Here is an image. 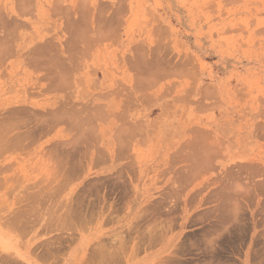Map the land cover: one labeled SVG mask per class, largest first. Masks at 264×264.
Returning <instances> with one entry per match:
<instances>
[{"label": "rangeland", "instance_id": "1", "mask_svg": "<svg viewBox=\"0 0 264 264\" xmlns=\"http://www.w3.org/2000/svg\"><path fill=\"white\" fill-rule=\"evenodd\" d=\"M0 46V264L40 239L33 255L51 259V148L97 147L116 115L182 133L197 163L210 153L219 206L240 219L201 262L244 264L257 212L264 229V0H0ZM52 58L72 74L52 77Z\"/></svg>", "mask_w": 264, "mask_h": 264}, {"label": "crops", "instance_id": "2", "mask_svg": "<svg viewBox=\"0 0 264 264\" xmlns=\"http://www.w3.org/2000/svg\"><path fill=\"white\" fill-rule=\"evenodd\" d=\"M57 64L51 60L52 77L72 74ZM60 89L51 80V93ZM121 118L116 115L103 128L97 147L81 148L74 156L51 148V190L56 191L51 195V259L44 263L33 255L40 239L22 252L24 264H204L216 247H227L216 243L217 236L227 228L231 235L228 220L240 217L228 218L219 206L210 153L197 163L195 154L185 151L182 133L153 127L139 135ZM204 170L207 183L201 185ZM260 220L258 212L250 218V236L238 246L245 247L244 264H252L250 247L264 246ZM227 258L231 261V253Z\"/></svg>", "mask_w": 264, "mask_h": 264}, {"label": "bare ground", "instance_id": "3", "mask_svg": "<svg viewBox=\"0 0 264 264\" xmlns=\"http://www.w3.org/2000/svg\"><path fill=\"white\" fill-rule=\"evenodd\" d=\"M78 22H81V21H78ZM76 27H77V26H76ZM81 32H82V31H81ZM74 34H76V33H74ZM72 35H73V34H72ZM74 38H75V36H74ZM86 40H87V39H86ZM70 41H71V40H70ZM74 41H75V40H74ZM76 45H77V44H76ZM76 45H75V46H76ZM2 46H3V45H2ZM75 46H74V47H75ZM0 47H1V46H0ZM6 47H7V46H6ZM71 47H72V46H71ZM88 47H89V46H88ZM1 48H2V47H1ZM3 49H4V48H3ZM65 50H66V48H65ZM71 50H72V49H71ZM81 50H82V49H81ZM69 51H70V50H69ZM7 52H8V51H6V53H7ZM60 52H61V51H60ZM84 53H85V52H84ZM65 54H66V53H65ZM68 54H69V53H68ZM71 54H72V53H71ZM0 55H1V54H0ZM58 55H59V54H58ZM76 55H77V54H76ZM59 56H61V55H59ZM72 57H73V55H72ZM56 58H57V57H56ZM76 58H77V57H76ZM80 58H81V57H80ZM32 59H33V58H32ZM63 59H65V58H63ZM67 59H69V58H67ZM67 59H66V60H67ZM51 60H53V58H52ZM57 60H58V58H57ZM80 60H81V59H80ZM34 61H35V60H34ZM59 61H61V60H59ZM55 62L57 63V61H55ZM61 62L63 63L64 61H61ZM66 62H67V61H66ZM66 62H65V64H66ZM68 62H71V58H70V60H69ZM68 62H67V64H68ZM74 62H75V61H74ZM34 64H35V63H34ZM63 64H64V63H63ZM69 64L71 65V63H69ZM69 64H68V66L70 67ZM78 65H79V64H78ZM63 67H64V66H62V68H63ZM65 67H66V66H65ZM76 67H77V66H76ZM80 67H81V66H80ZM49 68H50V67H49ZM71 68H72V67H71ZM74 68H75V67H74ZM78 68H79V67H78ZM78 70H79V69H78ZM59 72H60V71H59ZM65 72H66V71H65ZM66 74H67V73H66ZM68 75H69V74H68ZM68 75H67V76H68ZM61 76H62V74H61ZM61 76H60V77H61ZM68 77H69V76H68ZM68 77H67V78H68ZM72 77H73V76H72ZM62 78H63V76H62ZM63 79H64V78H63ZM64 80H65V79H64ZM70 80H71V79H70ZM61 81H63V80H61ZM61 83H62V82H61ZM61 83H60V84H61ZM63 83H64V81H63ZM70 83H71V82H70ZM61 85H62V84H61ZM68 88H69V87H68ZM58 102H59V101H58ZM148 102H149V100H148ZM91 103H92V102H91ZM91 103H90V104H91ZM150 103H152L151 100H150ZM60 105H61V104H60ZM86 106H87V105H86ZM57 107H58V106H57ZM57 107H56V108H57ZM60 107H62V106H60ZM91 107H92V104H91ZM56 108H55V109H56ZM94 108H95V107H94ZM58 109H59V108H58ZM62 109H63V107H62ZM62 109H61V110H62ZM74 109H75V108H74ZM80 109H81V108H80ZM102 109H103V108H102ZM56 110H57V109H56ZM56 110H55V112H56ZM64 110H65V108H64ZM64 110H63V111H64ZM71 110H72V108H71ZM84 110H85V109H84ZM63 111H61V112H63ZM67 111H68V109H67ZM100 111H101V109H100ZM103 111H104V110H103ZM52 112H54V111H52ZM59 112H60V111H59ZM59 112H58V110H57V113H56V114H58ZM65 112H66V110H65ZM65 112H64V113H65ZM96 113H98V112H96ZM56 114H53L52 118H53V117L56 118L57 116H59L58 118H60V115L62 116L63 113H59L58 115H56ZM69 114H70V113H69ZM54 115H55V116H54ZM67 115H68V114H67ZM71 115H72V114H71ZM71 115H70V116H71ZM77 115H78V114H77ZM80 115H81V114H80ZM73 116H74V115H73ZM78 116H79V115H78ZM90 116H91V115H90ZM93 117H94V116H93ZM61 118H62V117H61ZM66 118H67V117H66ZM81 118H82V117H81ZM97 118H99V117H97ZM70 119H71V118H70ZM79 119H80V118H79ZM54 120H55V119H54ZM62 120H63V119H62ZM75 120H76V119H75ZM75 120H74V121H75ZM92 120H93V119H92ZM56 121H57V120H56ZM59 121H60V120H59ZM67 121H68V120H67ZM71 121H72V120H71ZM74 121H73V123H74ZM94 121H95V120H94ZM45 122H46V121H45ZM52 122H53V119H52ZM75 122H76V121H75ZM69 123H70V122H69ZM77 123H78V122H77ZM20 124H22V122H21ZM20 124H19V125H20ZM81 124H82V122H81ZM133 124H134V123H133ZM70 125L72 126V123H71ZM77 125L79 126V124H77ZM77 125H76V126H77ZM78 126H77V127H78ZM117 126H118V125H117ZM137 126H138V125H137ZM77 127H75L76 132H78L77 129L79 130V128H80V129L82 128V126H80L79 128H77ZM69 128H70V127H69ZM73 128H74V127H73ZM73 128H72V129H73ZM84 128H85V127H83L82 130H83ZM119 128H120V127H119ZM117 129H118V128H117ZM117 129H116V130H117ZM121 129H122V128H121ZM132 129H133V128H132ZM135 129H136V128H135ZM85 130H86V129H85ZM118 130H119V129H118ZM129 130H130V129H129ZM70 131H71V130H70ZM80 131H81V130H80ZM120 131H121V130H120ZM120 131H119V133H120ZM135 131H136V130H135ZM137 131H138V130H137ZM83 132H84V131H83ZM78 133H79V132H78ZM117 133H118V132H117ZM119 133H118V134H119ZM122 133H123V132H122ZM129 133H130V132H129ZM130 134H131V133H130ZM133 134L135 135L134 131H133ZM72 135H73V134H72ZM72 135H71V136H72ZM82 135H83V134H82ZM85 135H86V134H85ZM112 135H113V133H112ZM115 136H116V135H115ZM118 136H120V135H118ZM6 137H7V136H6ZM11 137H12V136H11ZM82 137H83V136H82ZM21 138H22V137H21ZM72 138H73V137H72ZM118 138L120 139V138H122V137H118ZM118 138H117V139H118ZM12 139H14V138H12ZM16 139H17V138L15 137V140H16ZM18 139H19V138H18ZM18 139H17V140H18ZM113 139H114V138H113ZM122 139H123V138H122ZM129 139H130V138H129ZM132 139H133V138H132ZM74 140H75V139H74ZM74 140H73V141H74ZM114 140H115V139H114ZM120 140H121V139H120ZM120 140H119V141H120ZM9 141H11V140H9ZM20 141H21V140H20ZM117 141H118V140H117ZM121 141H122V140H121ZM87 142H88V141H87ZM90 142H91V141H90ZM125 142H126V141H125ZM125 142H124V143H125ZM127 142H129V141H127ZM4 143H5V142H4ZM18 143H19V142H18ZM18 143H17V144H18ZM68 143H69V142H68ZM122 143H123V142H122ZM202 143H203V142H202ZM205 143H206V142H205ZM210 143H211V141H210ZM8 144H9V143H6V145H8ZM84 144H86V142H85ZM128 144H129V143H128ZM195 144H196V143H195ZM75 145H76V144H75ZM119 145H120V144H119ZM121 145H122V144H121ZM8 146H9V145H8ZM93 146H94V145H93ZM116 146H117V145H116ZM197 146H198V144H197ZM202 146H203V145H202ZM87 147H88V146H87ZM94 147H95V146H94ZM128 147H129V146H128ZM215 147H216V146H215ZM77 148H78V147H77ZM82 148H83V146H82ZM123 148H124V147H123ZM212 148H213V147H212ZM73 149H74V148H73ZM86 149H87V148H86ZM121 149H122V148H121ZM194 149H195V147H194ZM209 149H210V147H209ZM214 149H215V148H214ZM127 150H128V149H127ZM129 150H130V149H129ZM202 150H203V149H202ZM207 150H208V149H207ZM124 151H125V150H124ZM88 152H89V153H87V154H88L87 156L90 155V151H88ZM126 152H127V151H126ZM204 152H205V151H204ZM192 153H193V151H192ZM200 153H202V152H200ZM79 154H80V153H79ZM85 154H86V153H85ZM115 154H116V153H115ZM102 155H103V154H102ZM82 156H83V155H82ZM82 156H81V157H82ZM114 156H115V155H114ZM115 157H116V156H115ZM179 157H180V156H179ZM120 158H121V157H120ZM122 158H123V157H122ZM191 158H192V157H191ZM200 158H201V157H200ZM200 158H198V159H200ZM214 158H215V157H214ZM195 159H196V158H195ZM78 160H79V159H78ZM198 161H199V160H198ZM206 161H207V160H206ZM71 162H72V161H71ZM71 162H70V163H71ZM75 162H76V161H75ZM78 162H79V161H78ZM70 163H69V164H70ZM76 163H77V162H76ZM76 163H75V165H72V164H71V165H72V168H74L73 166L76 167V165H77ZM79 163L81 164V161H80ZM66 164H68V163H66ZM73 164H74V163H73ZM71 165H70V166H71ZM82 166H83V165H82ZM199 166H200V165H199ZM197 167H198V166H197ZM78 168H79V167H78ZM242 168H244V167H242ZM76 170H77V169H76ZM249 170H250V169H249ZM73 171H74V170H73ZM193 171H195V170H193ZM79 172H80V171H79ZM78 174H79V173H78ZM230 176H231V175H230ZM121 177H122V176H121ZM237 177H238V176H237ZM119 178H120V177H119ZM239 178H240V177H239ZM239 178H237V179H239ZM63 180H65V179H63ZM57 182H58V181H57ZM65 182H66V181H65ZM122 182H124V181L122 180ZM229 182H230V181H229ZM123 184H124V183H123ZM228 184H229V183H228ZM60 185H61V184H60ZM54 186H55V185H54ZM56 187H57V185H56ZM59 188H60V187H59ZM59 188H58V189H59ZM61 188H62V187H61ZM260 188H261V187H260ZM260 188H259V189H260ZM262 188H263V187H262ZM262 188H261V189H262ZM51 189H52V188H51ZM53 189H55V188H53ZM53 189H52V190H53ZM58 189H57V190H58ZM62 189H64V188H62ZM259 189H258V190H259ZM52 190H51V195H52V193H53ZM245 190L247 191V189H245ZM262 190H263V189H262ZM54 191H55V190H54ZM256 191H257V190H256ZM249 192H250V191H249ZM258 192H259V191H258ZM54 193H56V191H55ZM54 193H53V194H54ZM59 193H60V192H59ZM262 193H263V192H262ZM57 194H58V193H57ZM237 194H238V193H236V195H237ZM251 194H252V193H251ZM227 195H228V193H227ZM239 195H240V194H239ZM53 196H54V195H53ZM231 196L234 197V195H231ZM40 197H41V195H40ZM54 197H55V196H54ZM227 197L230 198L229 196H227ZM29 199H31V198H29ZM231 199H232V197H231ZM234 199H235V198H234ZM236 199H237V198H236ZM34 200H35V198H34ZM34 200H33V201H34ZM225 200H228V199H225ZM34 202L36 203V201H34ZM236 202H237V201H236ZM35 203H34V204H35ZM25 204H26V202H25ZM39 204H40V203H39ZM113 204H114V203H113ZM28 205L30 206V204H28ZM114 205H115V204H114ZM31 206H32V205H31ZM33 206H34V205H33ZM33 206H32V207H33ZM35 206H36V205H35ZM26 207H27V206H26ZM232 207H233V206H232ZM24 208H25V207H24ZM24 208H22V209L25 210ZM33 208H35V207H33ZM37 208H40V207H37ZM19 209H21V208H19ZM30 209H31V208H30ZM30 209H28V210L30 211ZM35 209H36V208H35ZM35 209H33V210L35 211ZM78 209H79V208H78ZM111 209H112V208H111ZM31 210H32V209H31ZM38 210H39V209H38ZM66 210H67V209H66ZM68 210H69V209H68ZM235 210H236V209H235ZM18 211H19V210H18ZM21 211H22V210H21ZM21 211H20V212H21ZM26 211H27V210H25L24 213H25ZM79 211H80V210H79ZM81 211H82V210H81ZM32 212H33V211H32ZM36 212H37V211H36ZM38 212H39V211H38ZM69 212H72V211H71V208H70ZM82 212H83V211H82ZM75 213H76V211H75ZM75 213H74V211H73V214H75ZM80 213H81V212H80ZM19 214H20V213H19ZM21 214H22V213H21ZM29 214H31V212H30ZM22 215H24V214H22ZM22 215H21V217H20V216L18 217L19 220H20V218H23ZM26 215H27V214H26ZM54 215H55V214H54ZM70 215L72 216V213H71ZM78 215H79V213H78ZM64 216H65V215H64ZM66 216H67V214H66ZM74 216H75V215H74ZM80 216H81V215H80ZM86 216H87V215H86ZM62 217H63V216H62ZM76 217L78 218V216H76ZM81 217H82V216H81ZM92 217H93V216H92ZM24 218H25V217H24ZM64 218H65V217H64ZM74 218H75V217H74ZM95 218H96V217H95ZM15 219H16V216H14V220H15ZM79 219H80V218H79ZM10 220H12V219L10 218ZM10 220H9V221H10ZM23 220H24V219H23ZM51 220H52V219H51ZM56 220H57V219H56ZM56 220L53 219V221H56ZM62 220H63V219H62ZM30 221L32 222V220H30ZM16 222H18V221L16 220ZM19 222H20V221H19ZM31 222H30V223H31ZM62 222H63V221H62ZM22 223H23V222H22ZM65 223H66V222H65ZM12 224H13V223H12ZM16 224H17V223H16ZM70 224H71V223H70ZM154 224H156V222H155ZM14 225H15V224H14ZM21 225H22V224H21ZM51 225H52V224H51ZM62 226H63V225H62ZM25 227H26V226H25ZM153 227H154V226H153ZM154 230H155V229H154ZM154 230H153V232H155ZM22 232H23V231H22ZM153 232H152V233H153ZM150 233H151V232H150ZM156 235H157V234H156ZM152 237H153V235H152ZM53 245H55V244H53ZM100 246H101V245H99V247H100ZM123 247H125V245H124ZM101 248H102V247H101ZM51 250H52V248H51ZM95 250H96V249H95ZM98 252H99V251H98ZM98 252H97V254H99ZM95 254H96V253H95ZM99 255H100V254H99ZM94 256H95V255H94ZM113 256H114V255H113ZM99 257H100V256H99ZM95 258H96V257H95ZM99 259H101V258H99ZM94 260H95V259H94ZM101 260H102V259H101ZM97 261H98V259H97ZM110 261H111V260H110ZM107 262H108V261H107ZM101 264H102V263H101Z\"/></svg>", "mask_w": 264, "mask_h": 264}]
</instances>
